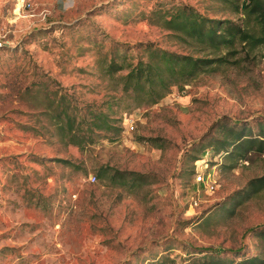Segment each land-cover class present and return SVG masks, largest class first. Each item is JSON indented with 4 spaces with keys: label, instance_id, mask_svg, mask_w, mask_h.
Returning <instances> with one entry per match:
<instances>
[{
    "label": "rangeland",
    "instance_id": "obj_1",
    "mask_svg": "<svg viewBox=\"0 0 264 264\" xmlns=\"http://www.w3.org/2000/svg\"><path fill=\"white\" fill-rule=\"evenodd\" d=\"M178 5L242 19L221 0H0V264H190L210 251L229 261L262 251L254 229L264 225V189L238 195L262 175L264 157L209 150L212 193L196 191L191 171L223 124L264 127V44L184 42L161 25ZM147 44L226 58L140 104L122 90L127 69L110 77L104 63L146 59ZM63 93L82 129L102 112L117 130L92 128L83 148L67 142L53 118ZM102 165L145 181L132 189L99 179Z\"/></svg>",
    "mask_w": 264,
    "mask_h": 264
},
{
    "label": "trees",
    "instance_id": "obj_2",
    "mask_svg": "<svg viewBox=\"0 0 264 264\" xmlns=\"http://www.w3.org/2000/svg\"><path fill=\"white\" fill-rule=\"evenodd\" d=\"M227 2L236 13H241V22L229 18L219 19L207 17L189 5H178L175 11L165 17L162 14V26L174 33L184 42H191L201 49L220 50L232 46L236 41L246 42L253 46L264 44V0H221ZM146 59H138L136 63H119L111 57L104 63V71L110 77L114 73L127 69L122 75V90L134 93L140 104L153 105L161 100L176 86L182 88L191 78L204 71L211 63H223L226 57L215 59L197 58L192 55L178 54L166 49L145 46ZM55 101L52 103L54 104ZM54 120L59 134L72 145L83 148L88 140L92 141L88 131L92 128L109 130L116 128L110 124L108 115L96 113L89 123L83 117V123L88 127L82 129L76 124L72 98L67 93L60 95L55 105ZM102 116V117H101ZM101 119V124L97 123ZM221 129L224 137L213 139L211 143L202 146L200 156L210 150L213 156L221 152L235 161H247L252 155L264 157V127L254 133L251 127H238L223 124ZM88 139V140H87ZM193 157V163L200 158ZM67 162V161H66ZM102 165L97 175L99 179L108 178L118 186L138 188L144 183V176L134 172L114 170ZM192 174L195 172L191 171ZM264 189V170L262 175L250 179L247 185L239 191L238 197L249 198ZM254 234L260 239L262 251L255 255L240 256L237 261H229L223 252H205L202 257L196 258L190 264H264V225L256 227ZM239 253V251H235ZM166 264V263H161Z\"/></svg>",
    "mask_w": 264,
    "mask_h": 264
},
{
    "label": "built area",
    "instance_id": "obj_3",
    "mask_svg": "<svg viewBox=\"0 0 264 264\" xmlns=\"http://www.w3.org/2000/svg\"><path fill=\"white\" fill-rule=\"evenodd\" d=\"M4 46V40L2 35L0 34V49ZM129 130H132L133 124H130L127 126ZM211 152V151H210ZM209 154V150L204 151V153L200 156L198 160L195 162L196 169L194 172V182L197 185L196 191H203L205 193H212L216 189L217 180L215 178V165L211 167H206L203 164V161H205V156ZM89 180L94 181L95 176L90 175ZM194 204H197V201L194 200Z\"/></svg>",
    "mask_w": 264,
    "mask_h": 264
}]
</instances>
